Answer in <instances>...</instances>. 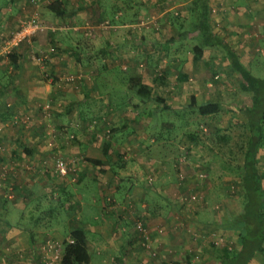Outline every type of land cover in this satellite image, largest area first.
<instances>
[{
    "label": "crops",
    "instance_id": "crops-1",
    "mask_svg": "<svg viewBox=\"0 0 264 264\" xmlns=\"http://www.w3.org/2000/svg\"><path fill=\"white\" fill-rule=\"evenodd\" d=\"M49 1L0 0V264H47L38 248H42L46 239L48 241L56 239L51 237L45 239L44 236L50 233H45L44 228L36 227L33 230L14 219L23 216L26 210L24 201L43 196V191L50 189L51 182L49 183L47 177H42L37 172L31 173L30 169L42 166L45 155L49 151L54 152L51 144L55 147V152H59L65 159L74 158L78 164V171L75 173L77 177L73 178L76 180L73 188L78 191L79 203L84 199L82 200L84 206L78 204L76 209L83 207L93 209V215L89 217V220L93 221L92 224L87 221L84 222V225L68 223V231L73 227H80L84 230L87 248L90 247V251L88 249L89 260L86 264H96L95 261L92 262L91 257V249L96 246L100 252L99 264H185L186 262L188 264H211L210 257L213 253L210 249L200 240H190L188 238L190 234L184 230L183 220L178 218L174 220L171 215L176 206L184 207L182 204L183 200H186L187 194L180 192L183 182L181 183L175 174V167H181V165L175 166L172 163L173 160H177V153L181 152L182 145L180 144V146L176 142L170 143L169 135L164 134L158 137L154 135L153 129L146 130L144 127H119L111 130L105 143L99 145V140L90 135L85 138L80 137L79 141L73 145L70 144L69 148L63 144L59 134L55 141H46L42 138L44 133L38 129L39 126L35 123V114L32 116L35 120L30 122V125L35 124V126L30 129L23 128L26 126L23 117L25 111L30 109L34 113L36 110L33 108L36 109L40 102L67 96L70 86L65 82L59 83L57 78L72 76L77 69H80L78 67L81 65L76 67L72 63V55L76 52L78 44L70 36L76 39L78 32L81 31L76 28L91 27L94 34H99L101 30L106 32L100 44V50L105 54L106 63L111 61L108 59L109 50H107L110 43H113L116 49L119 48L115 52L110 50L111 55L116 57V61L122 62L126 48L124 42L126 41L130 48L129 43L138 47L137 43L140 41L134 39L139 38L138 32L127 35L123 32V34L117 35L118 29H123L120 28L121 26L129 24L123 19L115 20L116 25L113 29L105 30L101 27V30H96V24L101 19L99 16H102L104 12L106 15L108 6L111 5L108 0H101L100 3L93 0H59L64 8V13L61 16H57L47 9L45 5ZM191 1H150L153 9H159L154 13L159 29L161 28L160 33L171 32L173 35L160 41L164 46H166L168 38L186 42L188 37H194L195 42L192 43V47L198 43L200 32L195 26ZM82 2L84 3L83 8L81 7ZM212 2L213 0H207V23L214 34L234 50L240 62L245 67L248 66V70L257 55H261L264 63V0H220L221 9L217 13L213 11L212 6L215 2ZM177 5H182L184 17L187 18L188 13L192 21L189 27L185 23L179 29L169 30L172 21L168 11ZM111 6L113 7V5ZM163 13L164 15H162ZM26 15H35L38 20L44 23L33 33L34 37L30 41L35 50L49 51V58L43 64L38 65L36 61L35 63L30 60L28 51L24 47L25 41L20 42L13 50L14 62L2 49V38L4 40L10 32L9 30L16 28L22 17ZM115 16L117 15L115 14ZM47 24L48 27L52 26V30H47ZM62 27L64 28L61 29ZM67 32H69L68 35ZM107 34L111 40H108ZM63 38L67 41H64ZM140 38L142 39V37ZM50 45H55L57 51L50 50ZM28 46H30L29 43ZM214 46L221 49L224 56L223 64L230 67L222 46L219 44L205 45L203 49ZM203 49L198 57H193L192 49L188 48L184 52L186 59L183 61L177 59L174 62L173 67L178 68L176 72L179 78H190L191 68L199 69L197 62H202L200 57H202ZM131 50L133 49L131 48ZM87 55L95 56L89 53ZM185 55L177 54L178 57L183 58ZM127 66L128 63L126 68ZM101 71L104 76H107L106 73L113 70L107 68L101 69ZM48 72L58 77L53 76V81H51L50 78L43 75ZM126 75L128 77L139 76L135 73L134 66L127 69ZM127 83H129V79ZM66 84L67 87L64 86ZM108 95L109 93L106 91L105 97ZM120 105L121 102L120 104L117 101L113 103L117 110H121ZM63 110L60 113L59 109L56 111V114L59 113L56 118L58 123L65 122L63 115H68V113L64 114L66 108L63 107ZM118 115L117 113L114 118L108 121L120 126L138 121L139 118L149 123L148 120L152 117L151 114L141 113L138 110ZM102 118L104 117L102 116ZM37 120L40 119L37 118ZM119 121L123 123L118 124ZM20 140L27 142L23 145L16 143ZM185 145L186 147L192 146V143H185ZM118 151L120 153H117ZM172 152L173 155L170 159ZM89 158L98 159L99 162H91ZM185 170L187 171V169ZM145 176L151 181L145 179ZM70 183H72L71 180L66 179L56 184V191L50 192L52 198H56L58 201V190L61 191L62 187ZM35 186L39 188L41 186L42 193L33 191ZM81 187L85 188V198L79 191ZM89 188L90 191L86 193ZM148 192L151 193L149 196L146 195ZM152 194L159 195L167 201L165 210L159 211L158 206L149 204L153 200ZM107 198L113 200V202L109 201L112 204L106 201ZM13 212L14 214H11ZM192 212L193 215H196V210ZM132 214L139 215L144 219L151 239L149 247L142 245L137 235H134L133 238L132 234L126 233L127 231L132 232L130 227H126V221ZM202 224L204 223L202 222ZM55 232L57 229L52 233ZM92 232H95L96 236L89 234ZM115 233L116 235H114ZM234 237L235 250L239 244L236 241V236ZM188 247L196 250L197 260L189 253ZM215 258L219 264L218 257ZM253 260L250 261L251 264L256 263ZM50 264H58V262Z\"/></svg>",
    "mask_w": 264,
    "mask_h": 264
},
{
    "label": "rangeland",
    "instance_id": "rangeland-1",
    "mask_svg": "<svg viewBox=\"0 0 264 264\" xmlns=\"http://www.w3.org/2000/svg\"><path fill=\"white\" fill-rule=\"evenodd\" d=\"M93 1L100 3L101 0ZM150 1L108 0L113 7L109 5L107 14L105 15L104 12L102 16H99L101 19L96 24V30H101L102 28L105 30L113 29L116 25L114 21L123 19L124 22L129 24L121 26L120 28L123 29H118L117 35L119 33L123 34V32L126 35L138 32L139 38H134L135 40H140L137 43L138 47L129 43V48L126 41L124 42V47L126 48L122 62L116 61V57L110 53L119 49H116L113 43H110L112 48L110 46L107 47V50H109L108 59H111V61L106 63L104 60L105 54L101 53L100 50V44L104 39V35H106V32H103L104 30H101L99 34H94L91 27L80 26L81 28H76L81 29V31L78 32L76 39L70 36L78 44L76 52L72 55V63L76 67L81 65L78 67L80 69H77L72 76L68 75L66 78H57V75L50 72L43 74L45 77L50 78L51 81H53V76H55L59 83H67L70 86L67 96L40 102L36 109L33 108V110H36L34 113L30 109L25 111L23 117L26 126H23V128L30 129L35 126V124L30 125V122L36 119L35 123L39 126L38 129H41L44 133V136H41L42 138L46 141H55L56 136L59 134L62 137L63 144L69 146V148L70 144L73 145L78 142L80 137L85 138L90 135L99 140V145L105 143V139L109 138L111 130L119 127H144L146 130L153 129L154 135L158 137L164 134L169 135V138H171L170 143L176 142L182 145H180L181 152L177 153V160L171 162L175 166L177 164L181 165V167L179 166V172H176V176L181 183L183 182L180 192L187 194L186 200H183L182 204L184 207L176 206L175 208L178 210L175 209L176 211L174 210L171 215L174 220L176 218L183 220L184 230L190 234L188 238L193 241L200 240L203 242L213 253L212 257H210L212 259L211 264H217L218 261L215 257L221 252L222 248L234 250L235 233L232 230H226L224 225L232 223L231 217L241 208L242 191L239 186L235 165L242 158L248 125L244 114L238 109V106L249 105L252 92L248 88L247 90L242 88L236 73L228 65L223 64V52L215 46L203 49L202 57H200L202 62H197L199 69L197 70L196 67L191 68L190 78H179L176 72L178 68L175 69L173 67L174 62L177 59L180 61L186 59L184 52L188 48L192 49V43L195 42V39L194 37H188L186 42H178L179 40H170L168 38L166 46H164L163 42L160 41H164L166 37L173 35L171 32L160 33L161 28L159 29L154 13L155 10L157 12L159 9H153ZM213 2H215L212 6L213 11L217 13L221 9V2L220 0H213ZM81 7H84L83 2ZM168 12L172 21L169 30L179 29L185 23L189 27L192 20H190V14L188 13V17H184L182 5L174 6ZM28 16L22 17L20 22ZM38 21L41 26L44 24L40 20ZM48 26L47 24V30H52V26ZM99 35H101V38H99ZM33 37L32 34L29 41H25L27 45L25 44L24 47L28 51L30 60L36 61L38 65L43 64L49 58V51L32 48V42L30 43V41ZM124 37L126 38V36ZM63 40L67 41L64 38ZM108 40L111 39L108 37ZM3 41L2 38V43ZM28 43L31 47L28 46ZM50 48V50L57 51L55 45H50ZM87 53L95 56H89ZM179 53L185 55L184 58L178 57L177 54ZM127 63L128 66L126 68ZM106 66L113 71L107 72V76H104L101 69H107ZM131 66H134L135 73L139 75L137 77L149 85L151 94L162 96L169 107L161 108L159 101L151 99L140 100L134 94L133 89L128 88L126 71ZM178 66L180 67V65ZM249 70L255 75H264V63L261 55H257L254 58L253 65L249 66ZM67 84L64 86L67 87ZM106 91L109 93L108 97H105ZM191 93L194 95L196 102L203 100L217 101L219 110L211 114H198L194 108L189 107V95ZM115 101L119 104L121 102V110L115 109L113 106ZM131 105H133V108H131ZM63 107L66 108L64 114L68 113V115H63L65 122L58 123L56 122L57 114L64 111ZM58 109L59 113L56 114ZM134 110L151 114L152 117L148 120L150 125L146 123V120L140 118L138 121L120 126L108 121L114 118L117 113L120 115L121 113ZM34 114L36 115L35 119L32 117ZM37 118L40 120H37ZM121 123L123 122L119 121L118 124ZM26 142V140L23 142L20 140L16 143L23 145ZM185 143H192V146L186 147ZM260 145L256 151V163L259 169H263L264 140ZM50 146L54 148V152L49 151L45 155V161L42 166L30 169L31 173L37 172L42 177L46 176L49 183L51 182L49 184L50 189L49 191H43L41 186L40 188L35 186L33 191H43L44 195L24 201L26 210L23 216L16 217L14 220L24 223L33 230L36 227L44 228L45 233H50L46 234L44 238H55L56 240H50L55 243L56 252L61 254L64 242L69 239L68 223L84 225V222L87 221V223L92 224L93 221L89 220V217L93 215V209H87L86 207L76 209L78 204L84 206V201H82L84 199L79 203L78 191L73 188L76 183L73 178L77 177L75 173L78 171V164L74 158L65 159L59 152H55L53 144ZM117 153L120 152L118 151ZM172 155L173 152L170 159ZM55 158H60L65 162L67 168L64 174H59L56 171ZM66 179L71 180L72 183L66 184L61 188V191L58 190L57 201L56 198H52L50 192L56 191V184ZM145 179L149 178L145 176ZM7 186L5 187L7 188ZM84 190L85 188L83 187L79 188L80 193L85 198ZM89 191L90 188L86 193ZM150 194L148 192L146 195L149 196ZM191 195H193L192 198ZM152 197L153 200L149 204L155 207L158 206L159 211L165 210L167 201L156 194H152ZM108 199L106 201L112 204L113 200ZM168 202L171 201L168 200ZM173 202L176 203V201ZM191 203L193 204L191 205ZM193 210H196V215H193V212L191 213ZM11 214H14V212ZM143 217L145 218V216ZM138 219L139 216L132 214L126 221V227H130L132 230V232L126 230V233L132 234L133 238L134 235H137L134 223ZM140 219L144 223V219L142 217ZM55 229H57V232L52 233ZM89 234L96 236L95 232ZM149 240H151L150 235ZM38 249L44 258H46L47 253H51L50 250L44 248ZM88 249L90 251V247ZM188 251L197 260L198 253L196 250L188 247ZM91 254L92 262L95 261L96 264H99L100 252L98 246L92 247ZM263 257L264 253H259L256 258L259 261ZM253 261L257 263L256 259Z\"/></svg>",
    "mask_w": 264,
    "mask_h": 264
},
{
    "label": "trees",
    "instance_id": "trees-1",
    "mask_svg": "<svg viewBox=\"0 0 264 264\" xmlns=\"http://www.w3.org/2000/svg\"><path fill=\"white\" fill-rule=\"evenodd\" d=\"M45 6L57 16L64 13L62 2L59 0H50ZM191 8L195 26L200 32L199 42L192 47V56L198 57L205 45L219 44L223 48L230 68L239 77L242 88L246 90L248 88L252 92L250 104L238 106L248 125L242 158L235 165L242 191L241 208L231 217L232 223L224 225L235 233L239 247L235 250L222 248L217 257L219 264H251L250 261L253 259L257 260L256 264H264V257L259 260L260 262L256 258V254L264 253V168L259 169L256 163V151L264 140V75H255L249 71L240 62L234 50L209 28L207 0H192ZM14 49L6 53L12 62L15 61ZM128 79V88L133 89L140 100L151 99L159 101L161 108L169 107L162 96L151 94L146 82L134 76H129ZM189 102V107L194 108L200 115L215 113L219 110L217 101L196 102L193 94L189 95ZM89 160L99 162L95 158H89ZM179 168V166L175 167V174L179 172ZM68 237L69 239L63 244L58 264H86L89 260V251L84 230L73 227L68 231Z\"/></svg>",
    "mask_w": 264,
    "mask_h": 264
},
{
    "label": "built area",
    "instance_id": "built-area-1",
    "mask_svg": "<svg viewBox=\"0 0 264 264\" xmlns=\"http://www.w3.org/2000/svg\"><path fill=\"white\" fill-rule=\"evenodd\" d=\"M40 27V23L37 20L35 15H30L26 18H24L20 24L11 30L9 34L4 39L2 49L4 53L9 52L13 48H16L18 44L22 41H29L31 35L35 33V31ZM39 58V56H37ZM54 165L55 169L59 174H64L66 172V164L65 162L60 158L54 159ZM193 195H191V198ZM134 228L137 233V236L145 247H149V233L147 231V228L145 227V224L141 219H138L134 223ZM55 243L51 240H46L45 243L42 244V248L46 250H50L51 253L46 255V263L50 264L53 262H58L60 258V254L56 252L55 250ZM41 248V249H42Z\"/></svg>",
    "mask_w": 264,
    "mask_h": 264
}]
</instances>
